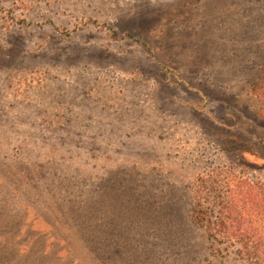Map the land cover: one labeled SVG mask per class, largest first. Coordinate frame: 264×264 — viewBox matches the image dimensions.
Returning <instances> with one entry per match:
<instances>
[{"label": "rangeland", "instance_id": "rangeland-1", "mask_svg": "<svg viewBox=\"0 0 264 264\" xmlns=\"http://www.w3.org/2000/svg\"><path fill=\"white\" fill-rule=\"evenodd\" d=\"M263 90L264 0H0V264H243L195 191L264 181Z\"/></svg>", "mask_w": 264, "mask_h": 264}, {"label": "trees", "instance_id": "trees-1", "mask_svg": "<svg viewBox=\"0 0 264 264\" xmlns=\"http://www.w3.org/2000/svg\"><path fill=\"white\" fill-rule=\"evenodd\" d=\"M200 183L194 220L208 239L225 249L237 247L243 264H264V181L221 169Z\"/></svg>", "mask_w": 264, "mask_h": 264}]
</instances>
